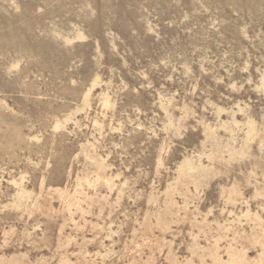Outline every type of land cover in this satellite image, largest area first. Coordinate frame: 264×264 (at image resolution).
Wrapping results in <instances>:
<instances>
[{
  "label": "rangeland",
  "instance_id": "1",
  "mask_svg": "<svg viewBox=\"0 0 264 264\" xmlns=\"http://www.w3.org/2000/svg\"><path fill=\"white\" fill-rule=\"evenodd\" d=\"M0 264H264V0H0Z\"/></svg>",
  "mask_w": 264,
  "mask_h": 264
}]
</instances>
